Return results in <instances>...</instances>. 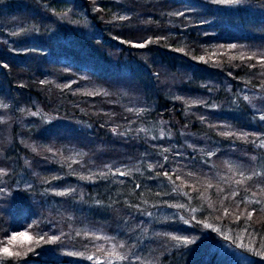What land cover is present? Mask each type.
I'll return each mask as SVG.
<instances>
[{
    "label": "trees",
    "instance_id": "16d2710c",
    "mask_svg": "<svg viewBox=\"0 0 264 264\" xmlns=\"http://www.w3.org/2000/svg\"><path fill=\"white\" fill-rule=\"evenodd\" d=\"M211 80L220 83L222 97H212V104L197 101L213 95L201 86ZM255 96L263 100L258 112L247 102H257ZM0 100V118L9 115L0 120V131L10 128L12 139L21 134L28 147L0 146V247L14 233L30 237H17L9 247L21 255L0 254V264H237L227 252L214 251L215 235L204 238L200 223L184 228L178 220L167 227L175 234L161 230V221L150 222L154 203L185 190L209 198L212 221L229 228L244 223L248 237L264 246V206L250 199L264 196V183L230 178L236 184L230 187L218 174L210 183L200 161L208 160L206 152L195 155L197 142L184 141L189 130L203 134L208 126L214 129L210 138L229 135L208 125L207 118L216 122L218 116L231 120L234 132L259 133L258 147L264 148V0H0ZM235 102L261 125L236 119ZM23 116L28 123L19 125ZM19 163L35 174H29L35 178L30 189L12 188ZM129 168L128 175L147 169L152 193L144 196L131 186L135 195L118 200L93 188L101 173L107 181ZM255 169L264 173L263 156ZM75 178L84 181L82 197L72 188ZM50 181L66 188L68 196L59 197L65 207L71 200L94 210L27 211L30 204L43 211L41 191ZM103 205L108 212H99ZM81 216L120 235L121 261L100 245L96 231L77 228ZM136 231L142 241H134ZM184 239L188 244L174 252L171 246Z\"/></svg>",
    "mask_w": 264,
    "mask_h": 264
},
{
    "label": "rangeland",
    "instance_id": "374dc122",
    "mask_svg": "<svg viewBox=\"0 0 264 264\" xmlns=\"http://www.w3.org/2000/svg\"><path fill=\"white\" fill-rule=\"evenodd\" d=\"M96 84L99 85L98 83ZM201 86L202 87L208 86L207 88L210 89L209 92L211 93L213 91V95H211V98H208V97H207L208 99L202 98L197 101H200L203 103L205 101V102H210V104H212V101H213L212 97H214L217 94H219V96L222 97L221 93L218 91L219 90L218 87L220 86V83H217V82L213 83L211 80L208 82V84L201 83ZM100 87L102 86L100 85ZM257 96H255V98ZM257 98H258L257 102L254 100H250V99L247 101L248 104L251 106L250 108L254 110L255 112H258L259 109L263 105V100L261 99V97H257ZM232 105H234V108L231 110L232 111L231 114H234L236 119L239 118V120H243V123L244 122L251 123V125L253 124V127H258L259 125H261V124H258L259 119L256 116H254L249 111L248 108H247V112L252 116L250 118H249L250 115H247L246 113H241L243 112L241 109V107L243 106L240 105L239 102H235ZM0 106L1 107L4 106L2 100H0ZM222 110L226 111V108H223ZM7 115H8L7 112H5L4 114L2 113L0 120L4 121L5 119H7L9 117V115L8 116ZM199 115L206 116L208 114L207 112H205L204 114H199ZM262 117L264 118V115H262ZM26 118H28V116H23L19 118L18 120L21 122L19 125L21 124L26 125L28 123ZM212 119H217V120L216 122H214V120H211L210 117L207 118L206 121H208V125L214 124L215 129L216 130L218 129L220 133L222 132L221 134L226 133L229 135L221 136L216 139L210 138L211 135L208 133V131L214 130V129L208 128L209 127L208 126L207 127L208 131L204 132L203 134L195 133L189 130V132L186 134V137L184 139V141L186 142H188L189 140H192L193 142L195 141L197 142L198 149H196V151H193V152H196L194 153L195 155L199 156L202 153V156L204 157L203 153L206 152L208 156V160L204 161V159H200L201 166L204 165V168H205L203 171V174H206V178H209L210 183L214 184L215 182L214 179L216 180V174H218L220 178H222L223 176L224 179L221 181L222 182L224 181L223 183L225 185L231 184L230 187H235L236 184L230 183L229 179L230 178L237 179L239 177H242L241 182L248 181L250 185L255 184L256 180H258L259 184H263L264 183V173L258 172V170L255 169V167L258 166L260 156L264 157V148L258 147L259 139L262 140L261 135L258 133L259 135L258 137L256 135H253L251 137L250 133L239 132V131L234 132L231 129V127L235 128L231 124L230 122L231 120L221 119L218 116L217 118L214 117ZM261 128L264 131V122H262ZM57 136L59 138L61 137V135L60 136L57 135ZM57 136H52V137L57 138ZM22 138L23 136L19 134V136L14 137L12 139L10 135V128L3 129L2 131H0V146H7L8 150H11L12 148H14L13 143L19 142L22 145L18 149H20L21 151H24L25 148H28V147L26 146L25 142L22 143L21 141ZM211 144L215 146L212 147ZM202 146H204L205 151H202L203 150ZM211 149H214V150L216 149L217 155L211 156ZM259 149H261V151H259ZM214 150L212 151L215 152ZM15 154L16 156L20 157L16 153V151H15ZM11 155L13 154H9L7 152L8 157ZM3 157H4V153L2 154V152H0V158H3ZM13 159H14L13 157L7 158L9 162ZM63 163L59 164V167H61L60 168L61 171L65 172V173L63 172L61 176L68 178L70 175L68 173L70 171H68L67 167H64ZM0 169L5 171L3 167H1ZM225 169H227L229 172H233L234 173L233 177L228 174L223 173ZM16 170L20 175L17 179H15L16 182L14 181L15 184L12 187L13 190L20 189V188L30 189L32 186V183L35 182V178H32L31 176H29V174L31 173L33 174V176L35 175L32 169L30 168V166L25 165V167H22L21 163H19L18 168ZM242 170H248V174L244 173ZM124 171L121 172L123 173V175H121V173L120 174L112 173V176H116V177H112V180L109 179L110 181L109 180L104 181L103 177L104 178H107V177L104 176L105 175L104 173H101L100 176L98 177V181H96L97 184H93V188L100 192L103 190L100 193V195L103 194L105 198H108V199L117 198L118 200L119 199L123 200L131 196L133 197L135 195L134 189H132L131 186L135 187L136 189H139V191H142V193H144V196L146 194L148 195L149 192L152 193L154 188H156L154 184L152 183L153 179H149V177L147 176L148 174L147 169L141 168L138 171L130 173L129 175L128 173L132 171V169L129 168V171L128 170H126L125 172ZM235 173H238L240 175L239 176L237 175L235 177ZM135 177L138 178L139 180L135 181ZM81 180L82 179L75 178L76 182L72 187L74 191L78 192L77 194L79 197H82L81 195L82 190H80L79 187L80 185H82V182H84ZM92 181L94 180H90V182ZM41 183H42L41 181H38L36 188L42 189ZM93 183H95V181ZM46 184H47V187L45 188L46 192L44 193L43 191H41L42 195L44 196V203H45L43 211L39 207L34 206L33 204L28 205L29 208L26 207L27 211L29 212H53V208H54L55 212H64L68 210V212L77 211L81 213V212H90V210H94L92 207L89 209L88 205H85L86 206V209H85L82 203L75 202V201L72 202L71 200H70V203L65 204V205H69V207H65L63 205L62 199H60L59 197H61L62 195L68 196L66 188H63V190H61V188H59L60 186L54 183L53 181L46 182ZM161 184L158 183L157 185H161L163 188L166 187V184L164 183H161ZM87 185L88 183H86V187ZM246 185L247 183L243 185V187H245ZM161 188H157V189H161ZM170 194L172 193L170 192ZM240 194L242 195V193ZM6 195H9V193H6ZM58 198L62 202V206H63L62 208L59 205L60 202L57 203ZM165 198L167 199L165 200V199L160 198L161 201L153 204L154 206L153 208L155 210L152 211V213L149 215L150 222H153V221L162 222V224L159 227L161 230H165L169 233H175L173 231H168L167 227L173 226L175 222L178 220L183 225L182 227L187 226V225H192V224L197 226V224L200 223L202 226V230H203L202 234L205 235L204 238L211 239L213 235L212 233H214L215 235L214 239L216 241L215 246L218 248V249L216 248L217 250H215L214 248V251L218 252L221 250V252L223 253L227 252L229 256L232 255L233 261H235L237 264H254V262L257 264H264V246L256 245L255 241H252L250 237H248V236H251L250 232H248V229H250L249 226L243 225L244 223L242 224L237 223L236 225L238 228L237 227L229 228V227L223 226V224L219 222H215L214 220L212 221L209 216V212H214V211H213L212 206L209 203V198L207 196H204L202 198V193H198L195 195V194H192L190 191L188 192L185 190L184 193H180L179 198L177 196L174 197L172 195L168 197L166 196ZM250 199L253 204H256V205L261 204V206H264V196L263 197L252 196L250 197ZM197 205L199 206L198 209L194 207ZM103 206H104V209H101L99 212H108L107 205L106 206L103 205ZM74 207L76 209H74ZM204 212H206V214H203ZM142 218L145 219L146 217L143 216ZM79 221L80 222L78 223L77 228L79 229L86 228L89 230H93V232L96 231L98 234V239L100 240L99 242L100 245L106 246V249H105L106 251L108 250L110 253L118 255L119 261H121L119 256L124 257L123 255L124 253L118 249L119 248L118 239L121 238L119 237L120 235L118 233L110 234L109 232L106 231L107 229L105 227L106 226L105 223L103 222L101 223L100 221L91 222L89 219L83 218L82 216L79 219ZM146 222L148 221L146 220ZM70 225L74 226L75 224L74 222H70ZM87 225H89V227H87ZM160 232L164 233V235H166L167 233L164 231H156L157 234H159ZM140 235L141 234L138 231H136L133 236L134 241L136 242L142 241L143 237ZM145 235H150V234H145ZM177 242H178L177 244L175 243V245L171 246L174 252H177L179 250L178 246H182V245L186 246L188 244V241L185 239L182 240L181 243L179 241ZM250 254H253L259 257V259H256L253 262L252 261L253 259L251 258ZM109 258L115 260V257L113 256ZM121 262H122L121 264H125L123 260Z\"/></svg>",
    "mask_w": 264,
    "mask_h": 264
},
{
    "label": "snow or ice",
    "instance_id": "6c2138e0",
    "mask_svg": "<svg viewBox=\"0 0 264 264\" xmlns=\"http://www.w3.org/2000/svg\"><path fill=\"white\" fill-rule=\"evenodd\" d=\"M222 2H225V3H233V2H236V0H222ZM140 47H143L144 45H139ZM232 47H235L234 45ZM0 172H3L2 169H0ZM121 175H123V173H121ZM165 176L168 175V173H164ZM210 227V226H209ZM17 237H26V238H29L28 237V234L27 233H14L11 237L8 238V243L5 244L3 247H0V254H2L3 256H6V257H13V256H20L21 255V252H14L10 249L9 245L12 244L14 241H16ZM41 240H43V237H40ZM53 240H56L58 239V237H52Z\"/></svg>",
    "mask_w": 264,
    "mask_h": 264
}]
</instances>
